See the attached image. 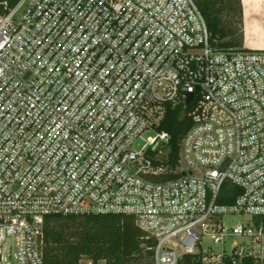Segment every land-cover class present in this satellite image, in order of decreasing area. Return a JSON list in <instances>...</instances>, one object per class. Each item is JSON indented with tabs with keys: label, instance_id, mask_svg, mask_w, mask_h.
<instances>
[{
	"label": "built area",
	"instance_id": "1",
	"mask_svg": "<svg viewBox=\"0 0 264 264\" xmlns=\"http://www.w3.org/2000/svg\"><path fill=\"white\" fill-rule=\"evenodd\" d=\"M91 215L133 217L154 264H264V50H219L196 0H0V264Z\"/></svg>",
	"mask_w": 264,
	"mask_h": 264
},
{
	"label": "trees",
	"instance_id": "2",
	"mask_svg": "<svg viewBox=\"0 0 264 264\" xmlns=\"http://www.w3.org/2000/svg\"><path fill=\"white\" fill-rule=\"evenodd\" d=\"M219 50L243 49V34L236 25L243 24L241 0H196ZM182 109H169L160 131L170 134V163L179 162L180 142L192 123L181 118ZM220 203L232 204L239 191ZM258 223L260 221H257ZM264 223V219H263ZM45 264H80L87 258L92 264H154L152 239L135 224L133 217L91 215L50 217L45 221ZM183 264H201L197 256H185ZM244 264H258L252 258Z\"/></svg>",
	"mask_w": 264,
	"mask_h": 264
},
{
	"label": "rangeland",
	"instance_id": "3",
	"mask_svg": "<svg viewBox=\"0 0 264 264\" xmlns=\"http://www.w3.org/2000/svg\"><path fill=\"white\" fill-rule=\"evenodd\" d=\"M241 7H242V18H244V9L247 10V12H251L253 15H256V19H258L256 23L262 26L264 29V0H252L250 2H247V0H241ZM235 28L238 31V34H243L244 38V23L242 25L238 24L235 26ZM243 48H244V43H243ZM225 224L230 227L235 224H247V223H253V219L249 216H241V215H235V216H227L224 218ZM206 244H209V247H213L212 244L209 241L205 242ZM217 251H219V248H215ZM10 252L12 255L11 263L12 264H17L15 259H14V254H15V248H14V243H11L10 245ZM84 261L90 262L87 258H83ZM91 263V262H90ZM99 264H105L104 262H101Z\"/></svg>",
	"mask_w": 264,
	"mask_h": 264
},
{
	"label": "crops",
	"instance_id": "4",
	"mask_svg": "<svg viewBox=\"0 0 264 264\" xmlns=\"http://www.w3.org/2000/svg\"><path fill=\"white\" fill-rule=\"evenodd\" d=\"M250 1L252 0H247V2ZM256 17L250 11L247 12L244 9V48L264 50V29L256 23L258 22Z\"/></svg>",
	"mask_w": 264,
	"mask_h": 264
},
{
	"label": "water",
	"instance_id": "5",
	"mask_svg": "<svg viewBox=\"0 0 264 264\" xmlns=\"http://www.w3.org/2000/svg\"><path fill=\"white\" fill-rule=\"evenodd\" d=\"M192 99H193V95H190V96H189V100H188L187 103H190Z\"/></svg>",
	"mask_w": 264,
	"mask_h": 264
}]
</instances>
